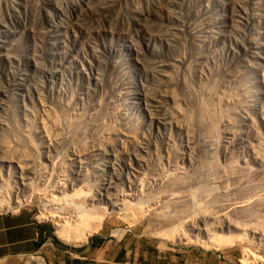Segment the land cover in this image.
<instances>
[{"label": "rangeland", "instance_id": "rangeland-1", "mask_svg": "<svg viewBox=\"0 0 264 264\" xmlns=\"http://www.w3.org/2000/svg\"><path fill=\"white\" fill-rule=\"evenodd\" d=\"M0 160V213L66 247L93 207L117 262L264 264V0H0Z\"/></svg>", "mask_w": 264, "mask_h": 264}, {"label": "crops", "instance_id": "crops-1", "mask_svg": "<svg viewBox=\"0 0 264 264\" xmlns=\"http://www.w3.org/2000/svg\"><path fill=\"white\" fill-rule=\"evenodd\" d=\"M156 254L160 259L156 264H236L231 253L183 254L173 260L172 248L156 247ZM121 255L117 262L93 237L77 247L61 245L29 209L0 213V264H26L32 258H42L46 264H140L142 251L124 247Z\"/></svg>", "mask_w": 264, "mask_h": 264}, {"label": "bare ground", "instance_id": "bare-ground-1", "mask_svg": "<svg viewBox=\"0 0 264 264\" xmlns=\"http://www.w3.org/2000/svg\"><path fill=\"white\" fill-rule=\"evenodd\" d=\"M19 85L20 86H23L24 85V83H23V80H21L20 81V83H19ZM201 114H203V116L202 117H204V114H205V112L203 113V112H201ZM73 155V154H72ZM76 156V155H75ZM76 159V158H75ZM74 160V159H73ZM1 161V160H0ZM6 160L4 159L3 160V162H5ZM80 161V160H79ZM115 161V159L113 160V162ZM113 162H111L110 163V169H111V171H109L110 172V178H111V180H112V178L115 176V170H114V164H113ZM82 163V162H81ZM109 163V162H108ZM107 163V164H108ZM116 163V162H115ZM16 165H17V168H19V170H20V174L21 175H23V173H25V170L20 166V165H18L17 163H16ZM109 165V164H108ZM81 167V166H80ZM109 169V170H110ZM18 170V171H19ZM26 173H27V171H26ZM28 176V175H27ZM24 177H25V175H24ZM28 178V177H27ZM24 179V178H23ZM25 179H26V177H25ZM109 181V180H108ZM77 183H79V182H77ZM73 184V183H72ZM111 183H109V185H110ZM112 185V184H111ZM110 185V186H111ZM74 186V185H73ZM108 188V187H107ZM81 189V188H80ZM63 191V190H62ZM66 191H67V189H66ZM71 191V190H70ZM107 191V190H106ZM69 192V191H68ZM74 192V191H73ZM81 193V192H80ZM109 195V194H108ZM71 196H72V192H71ZM110 197V196H109ZM104 198V197H103ZM106 198V197H105ZM108 198V197H107ZM108 199H111V197L110 198H108ZM98 200V199H97ZM72 201H75V200H72ZM71 201V202H72ZM107 202V201H106ZM80 202H78L77 201V204L80 206L81 204H79ZM90 203V202H89ZM74 204H75V202H74ZM93 204V203H92ZM91 204V205H92ZM112 204H114V203H112ZM111 204V205H112ZM93 206V205H92ZM73 208V207H72ZM113 208V207H112ZM75 209V208H74ZM85 208L84 207H79V208H77V209H75L74 211H72V212H70V214H69V216L68 217H65L66 216V214H65V216L64 217H62V215L61 214H64L63 213V211H61V210H58V209H56V210H58L57 212H58V214H59V216L56 214V215H50V217H56L57 219L58 218H61L62 217V219L63 218H65V220H63V221H59V222H61V223H59L58 224V228H57V231H56V233H57V235H58V237L63 241V242H65V243H77V242H80V243H82V241L83 242H86V241H84L87 237H88V235H90V233H94V232H96L97 230H98V228L100 227V223L102 222V220L104 219V216H105V214H106V212L104 213V211L102 212V211H99V210H95V208H90V209H87L86 211L87 212H90L91 213V215L92 216H94V219H95V221H94V223H93V225L90 227V228H88L87 230L86 229H84V230H86V231H84L83 233H82V231L81 232H79L80 234L79 235H76V236H73L72 235V232H74V230H72L73 228H76V227H79V226H81V224L83 223V219H82V216L80 215V213L84 210ZM104 209V208H103ZM56 210H54V211H56ZM111 210V209H110ZM109 213V212H108ZM47 214V213H46ZM45 214V215H46ZM50 214V213H49ZM55 219V218H54ZM86 220V219H85ZM84 220V221H85ZM80 228V227H79ZM84 228H85V226H84ZM171 230H168V231H162L160 234L162 235V236H164L165 238H173L174 236H171V232H170ZM78 232V231H77ZM75 233V232H74ZM241 238V237H240ZM240 238H238V236H230V237H228V238H226L225 240H223V241H221V242H217L215 245L216 246H218L219 248L220 247H222V245H231V244H234V243H236V242H240ZM177 240H178V238H177ZM181 239H179L178 241H180ZM204 243V242H203ZM206 245H209V244H206ZM210 245H214V244H212V243H210ZM209 245V246H210ZM214 245V247H216ZM31 259V258H30ZM29 264H44L41 260H38V259H33L32 258V260H30L29 262H28Z\"/></svg>", "mask_w": 264, "mask_h": 264}]
</instances>
